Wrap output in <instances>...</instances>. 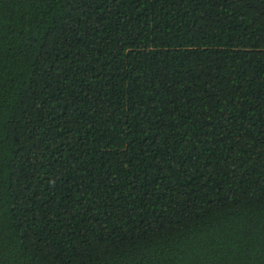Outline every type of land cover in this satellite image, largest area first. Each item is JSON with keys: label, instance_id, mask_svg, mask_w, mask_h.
Segmentation results:
<instances>
[{"label": "trees", "instance_id": "obj_1", "mask_svg": "<svg viewBox=\"0 0 264 264\" xmlns=\"http://www.w3.org/2000/svg\"><path fill=\"white\" fill-rule=\"evenodd\" d=\"M0 264H264V0H0Z\"/></svg>", "mask_w": 264, "mask_h": 264}]
</instances>
